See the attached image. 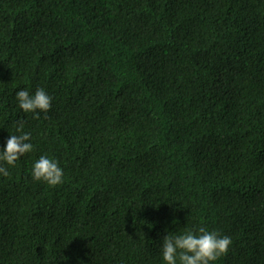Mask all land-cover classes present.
I'll return each mask as SVG.
<instances>
[{
	"label": "trees",
	"instance_id": "16d2710c",
	"mask_svg": "<svg viewBox=\"0 0 264 264\" xmlns=\"http://www.w3.org/2000/svg\"><path fill=\"white\" fill-rule=\"evenodd\" d=\"M21 121L0 264H164L201 226L232 239L214 264H264V0H0V146Z\"/></svg>",
	"mask_w": 264,
	"mask_h": 264
},
{
	"label": "clouds",
	"instance_id": "9594fccd",
	"mask_svg": "<svg viewBox=\"0 0 264 264\" xmlns=\"http://www.w3.org/2000/svg\"><path fill=\"white\" fill-rule=\"evenodd\" d=\"M51 96L43 89L34 92L20 88L14 93V101L23 113H31L34 118L46 114L51 107ZM23 122L16 126V133L10 134L0 146V177H8L9 169L15 166L20 157L33 150L31 133L22 131ZM32 180L55 187L64 182V170L59 161L46 154L33 160L30 168ZM232 244L230 236L208 230L201 226L193 232L190 228L166 232L161 238L160 258L164 264H214L225 255Z\"/></svg>",
	"mask_w": 264,
	"mask_h": 264
}]
</instances>
